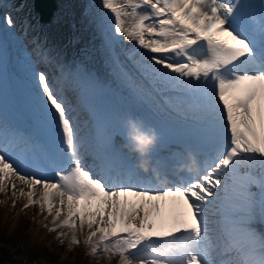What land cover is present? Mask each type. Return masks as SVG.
<instances>
[{
    "label": "snow or ice",
    "instance_id": "snow-or-ice-1",
    "mask_svg": "<svg viewBox=\"0 0 264 264\" xmlns=\"http://www.w3.org/2000/svg\"><path fill=\"white\" fill-rule=\"evenodd\" d=\"M100 7L107 63L121 81L165 96L183 90L192 103L197 147L183 166L187 176L169 175L177 153L156 155L143 172L115 145L90 157L72 108L41 71L33 72L29 100L36 137L0 146V192L10 188L13 204L26 197L25 209L38 205L61 245L82 243L91 257L264 264V233L255 229L264 223V0L259 18L244 0H100ZM120 38L132 45L125 54L113 50ZM45 131L56 134L50 152ZM168 198L190 219L181 214L158 227Z\"/></svg>",
    "mask_w": 264,
    "mask_h": 264
},
{
    "label": "bare ground",
    "instance_id": "bare-ground-1",
    "mask_svg": "<svg viewBox=\"0 0 264 264\" xmlns=\"http://www.w3.org/2000/svg\"><path fill=\"white\" fill-rule=\"evenodd\" d=\"M9 1L10 0H4L2 5L0 6V23L2 24L7 38L12 44L15 51L14 58L16 60L15 64L17 69L30 82L35 84L33 80V72H41L42 70L39 69L36 65V61L29 48L27 46L23 48L21 42L22 37L18 33L16 26L14 25L12 14H10L6 7V2L9 3ZM56 1L58 3V6L56 8L54 17L48 24V27L53 32L58 33L59 37L54 36V34H45L46 37H48L45 42L51 39V46L53 43L58 44L59 40L60 42H63L70 52L69 56L67 57L69 61L65 63H63V61L61 62L62 72H59L58 80H55V78L57 77L53 75L55 73L54 71H50L51 66L49 64H47L48 66H46V68L50 71V77L53 87L57 88L60 83L63 86L59 88V91L56 90L58 94L62 98H64L69 105L71 104V102L75 105L74 111L72 110L70 114L75 120L74 123L77 126L78 131H80L79 134L82 138L83 135L86 134L88 118L81 109H78V101L75 100L78 99L79 96L78 89H76L75 87L73 78L69 74H67L68 62L71 64L69 67L70 70L82 68L92 76H95L99 79L104 78L106 82L113 85V87L118 90L126 100H129L135 104H141L142 101L140 100L145 101V104H148L147 102L150 103L153 100L155 103L151 102L150 105L152 107H163L166 110H170L175 113H178V111H182L185 109L192 110L193 105L190 102L189 98L183 94V90L175 93H169L166 96L161 95L157 92L144 88L142 85L122 82L121 79L116 75V73L110 68L109 64L107 63L108 49H106L105 47L106 43L109 42L110 31L108 32L109 34H106L105 31L101 30L98 24V17L104 11L100 7V0ZM25 12H32V9L27 8L26 11H23L21 13V18L19 21H23L26 18ZM7 17H10L13 21L11 26H9L6 22ZM147 38L148 37L146 36V39ZM128 43V41L120 38L113 50H118L122 54H125L129 50H131L132 47L129 46ZM130 66L131 65H129V67ZM131 87L137 88L139 92L143 93V96L140 93H138L136 96L131 94ZM139 96L141 98H139ZM4 131L5 129L0 132L1 136L4 138V141L1 142L0 146L7 145L15 148V146L11 145V143H13L14 140L22 141V134L15 130H10L11 132H8V134H14V137H7L11 142L9 145V143L5 141L6 134L4 133ZM18 143L20 144V142ZM5 150L7 151L8 149L6 148ZM18 199L19 200L17 201L15 199V204H13L14 198H12V200L8 201V203L5 205L6 207L2 214L3 224L6 225L10 231H13L18 223L22 222L23 224H27L28 229L26 232V242L30 246V248H36L42 244L49 248L52 247L55 236L51 234V232L48 231L47 228L44 227V224H48L49 228L52 227L50 223L51 217H49L48 220H45L44 217L47 215L46 212L43 213L40 217V209L38 205H36L38 215H25L24 204L27 202V200H23L22 197ZM128 199L131 201H135L136 198L129 197ZM183 210L185 211V214H187L188 210L186 207L177 206L173 203L172 198H168L166 203L164 204L162 214L157 218V226L160 227L161 225H164L166 227H170L175 222L177 217L181 215V211ZM260 228L261 223L257 221L255 224V229L258 233H260ZM64 231L68 232L69 230L65 228ZM82 234V239L84 240L87 234L86 228ZM83 249H81V252L83 253V255H86L88 249ZM115 257L116 259H119V256Z\"/></svg>",
    "mask_w": 264,
    "mask_h": 264
},
{
    "label": "rangeland",
    "instance_id": "rangeland-1",
    "mask_svg": "<svg viewBox=\"0 0 264 264\" xmlns=\"http://www.w3.org/2000/svg\"><path fill=\"white\" fill-rule=\"evenodd\" d=\"M128 44L131 45V43ZM20 187H23V185L17 184V188ZM25 191H27L26 188ZM12 198L10 188L7 192H0V264H119V259L116 261V257L108 259L100 255L95 257L87 254L83 255L81 249L86 247L82 243L73 245L71 250H69L67 239H65L63 245L57 239L59 230L57 232H51L55 236L52 247L49 248L42 244L39 247L30 248L26 242L27 224H23L22 222L18 223L13 231H10L2 222L5 205ZM18 198H16V201L19 200ZM22 198L26 199V197ZM36 207V205H32L26 209L24 208L25 215H38ZM41 216L42 214L40 212ZM77 235L83 241L82 233L78 232Z\"/></svg>",
    "mask_w": 264,
    "mask_h": 264
},
{
    "label": "clouds",
    "instance_id": "clouds-1",
    "mask_svg": "<svg viewBox=\"0 0 264 264\" xmlns=\"http://www.w3.org/2000/svg\"><path fill=\"white\" fill-rule=\"evenodd\" d=\"M123 126L126 129V147L138 154V166L147 171L151 163L150 151L158 139L157 133L154 129L146 128L142 120L133 116H128Z\"/></svg>",
    "mask_w": 264,
    "mask_h": 264
},
{
    "label": "water",
    "instance_id": "water-1",
    "mask_svg": "<svg viewBox=\"0 0 264 264\" xmlns=\"http://www.w3.org/2000/svg\"><path fill=\"white\" fill-rule=\"evenodd\" d=\"M33 11L36 12L28 21L23 20L25 30L31 31L34 37L43 40L46 33L47 23L55 15L57 8L56 0H31ZM41 40V41H42Z\"/></svg>",
    "mask_w": 264,
    "mask_h": 264
}]
</instances>
